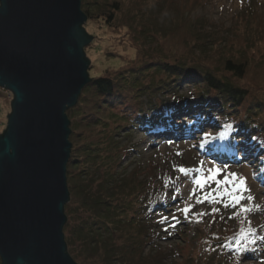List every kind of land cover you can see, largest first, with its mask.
Listing matches in <instances>:
<instances>
[{"label":"trees","instance_id":"obj_1","mask_svg":"<svg viewBox=\"0 0 264 264\" xmlns=\"http://www.w3.org/2000/svg\"><path fill=\"white\" fill-rule=\"evenodd\" d=\"M130 5H134L130 0L125 6L120 0H82L89 23H97L103 30L122 32L130 28L131 33L134 20L130 18ZM157 9H153L152 24L160 30L167 29L162 36L166 39L163 50L152 54L139 45L135 49L139 65H128L115 75L107 72L106 76L91 78L77 105L67 111L70 140L76 147L68 163L71 201L65 207L64 233L68 252L79 264H163L165 260L156 258V248L145 253L155 242L150 221L154 208L161 204L147 199V181L139 179L141 169L137 170L138 176L134 174L136 170L129 174L116 171L117 145L113 146L116 152L110 161L113 166L102 181H91L87 167H82L103 155L108 138L114 137L108 136L110 125L117 132L115 136H120L118 131L134 129L164 138L176 121L186 119L194 110L198 113L192 120L200 130L212 123V116H219L231 124L226 152L233 141L244 150L253 149L264 174V67H260L264 66V55L258 52L251 58L247 50L229 52L227 57L212 54L207 46L210 42L196 32L191 22H178L179 14H162ZM136 10L142 16L141 9ZM147 16L150 18V14ZM259 35L264 41V33ZM197 52L200 60H189ZM105 54L111 56L109 52ZM152 74L161 79L156 81ZM183 85L192 87L188 101L181 102L175 96L169 102L161 98L170 91L177 93ZM184 133L188 135L185 130ZM232 148L237 151L235 144ZM128 152L123 150L122 155ZM244 155L249 157L247 152ZM117 174H121L118 179Z\"/></svg>","mask_w":264,"mask_h":264},{"label":"rangeland","instance_id":"obj_2","mask_svg":"<svg viewBox=\"0 0 264 264\" xmlns=\"http://www.w3.org/2000/svg\"><path fill=\"white\" fill-rule=\"evenodd\" d=\"M120 1L125 6L129 0ZM130 3L134 4L129 7L133 9L130 18L134 20L131 33L130 28L120 32L114 28L103 30L97 23L87 21L85 24V29L94 37L92 43L85 48L86 57L90 60V78L106 76L107 72L115 75L128 65H139L141 62L138 63L135 58V49L139 45L152 54L163 50L166 39L162 36L163 33L166 34L167 29L160 30L152 24V13H155L153 9L156 8L157 11L161 10L162 14L168 11L179 14L178 22H191L193 28H197L196 32L210 42L207 46L212 54L227 57L233 52L247 50L251 58L258 55V52L264 55V41L259 35L264 33V0H130ZM137 8L141 9L142 16L137 13ZM145 14H150V18L145 17ZM138 18L140 19L137 20ZM107 52L111 56H107ZM200 55V52H197L195 57L189 60H200ZM151 78L158 81L161 76L152 74ZM261 78L263 79L262 76ZM191 89L192 87L183 85L177 93L170 91L161 98L169 102L172 96H175L179 101L186 102L189 100ZM11 94L8 90L0 89V135L6 129L8 114L12 110L11 103L14 98ZM219 107L218 104L217 110ZM193 112L186 119L175 123V129L183 126L187 132L190 128V137L170 136L159 139L134 129L118 131L120 136H115L117 132L112 131L113 125H110L107 133L108 136L114 137L108 138V149L106 148L94 163H85L82 167H87L85 170L91 176V181H102L104 173L113 166L110 161L116 152L113 146L117 145L119 153L115 154L114 160L119 167L116 171L129 174L136 170L134 174L138 176L141 169L142 175L139 179L147 181V199L157 205L161 204L160 207L158 205L154 208L150 221L152 232L156 234L155 242L151 247H147L145 253H149L150 248H156V258H165L163 264H264L262 163L253 149L244 150L236 141H233V144L240 150L233 155L225 152L231 124L226 123L224 118L212 116V123L206 130L205 126L200 130L195 127V120H192L198 111ZM171 129H174V126ZM71 143L74 149L76 146ZM123 150L129 151L126 156L122 155ZM244 152H247L249 157L245 158ZM231 155L238 157L232 160ZM217 167L224 169L217 177L220 180H223L228 172L246 178L253 200H244L242 205L254 208L252 212L243 213L241 206L225 207V204H231V201L227 196L218 195L215 182L209 181L203 189L194 183L201 173L207 177V170ZM180 168L192 171L186 176L179 171ZM197 169L201 171H196ZM120 175H115L116 179ZM225 187L231 191L230 185H224L219 188V193H222ZM206 195L217 196L219 202L210 203L204 199ZM197 200L201 202L197 203ZM185 208L190 210L185 213ZM213 209L217 211L213 212ZM201 213L204 215H200ZM78 215L81 217L83 213ZM250 229L255 235L242 236V233H247Z\"/></svg>","mask_w":264,"mask_h":264},{"label":"water","instance_id":"obj_3","mask_svg":"<svg viewBox=\"0 0 264 264\" xmlns=\"http://www.w3.org/2000/svg\"><path fill=\"white\" fill-rule=\"evenodd\" d=\"M82 0H0V88L13 93L0 135L2 264H78L68 252L71 129L90 83Z\"/></svg>","mask_w":264,"mask_h":264},{"label":"snow or ice","instance_id":"obj_4","mask_svg":"<svg viewBox=\"0 0 264 264\" xmlns=\"http://www.w3.org/2000/svg\"><path fill=\"white\" fill-rule=\"evenodd\" d=\"M201 165H203V162H201ZM179 171L187 176L190 174L192 170L180 168ZM196 171H201V169H197ZM207 172L209 173L207 177H205L203 173H201L200 178L194 180V183L198 185L200 189H203L209 183V181H213L218 186V195L227 196L231 201V204H225V207L231 206L235 208L237 206H241V211L245 214H248L254 210V208H249V207H245L242 205V202L244 200H247L250 202L253 200V197L250 194V189H248L247 187L246 178L239 176L236 173L228 172L224 175V179L220 180L217 177L220 176L224 172V169L221 167L209 168ZM224 185H230L231 191H229L228 188L225 187L224 191L222 193H219V188ZM245 193H248V194L245 195ZM193 194H195V189L193 190ZM204 199L208 200L210 203L219 202L217 196L206 195ZM200 202H201L200 200H197V203H200ZM255 207L258 208L259 206H255ZM189 210L190 209L185 208L184 212L187 213ZM216 211L217 209H213V212H216ZM200 215H204V214L201 213ZM253 235H255V233L251 229L247 233H242V236H245V237H251Z\"/></svg>","mask_w":264,"mask_h":264},{"label":"bare ground","instance_id":"obj_5","mask_svg":"<svg viewBox=\"0 0 264 264\" xmlns=\"http://www.w3.org/2000/svg\"><path fill=\"white\" fill-rule=\"evenodd\" d=\"M176 122H179V121H176ZM175 128H176V124L174 125V129L169 128L170 129L169 131H171V132L165 133V136H167V137H170V136H173V137H179V136H181V137H190V135H186L184 133L185 127L180 126V127H178L179 129H175ZM214 153H216V152H214Z\"/></svg>","mask_w":264,"mask_h":264},{"label":"built area","instance_id":"obj_6","mask_svg":"<svg viewBox=\"0 0 264 264\" xmlns=\"http://www.w3.org/2000/svg\"><path fill=\"white\" fill-rule=\"evenodd\" d=\"M11 96L13 97V94H11Z\"/></svg>","mask_w":264,"mask_h":264}]
</instances>
